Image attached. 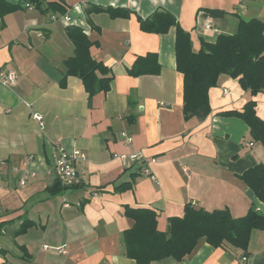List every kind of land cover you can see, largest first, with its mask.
Returning a JSON list of instances; mask_svg holds the SVG:
<instances>
[{
  "label": "crops",
  "instance_id": "1",
  "mask_svg": "<svg viewBox=\"0 0 264 264\" xmlns=\"http://www.w3.org/2000/svg\"><path fill=\"white\" fill-rule=\"evenodd\" d=\"M3 1L21 8L2 14L0 7V69L17 77L13 86L0 82V264H134L122 244L133 225L126 208L153 210L157 229L166 234L168 220L183 216L190 204L227 210L234 218L250 209L264 216V205L240 180L264 164V147L251 140L242 119L221 115L254 101L264 121V91L252 97L237 79L221 75L208 92L209 115L185 120L175 29L147 33L137 20L156 10L171 13L197 53L201 42L233 35L239 19L264 25V0H37L40 8H27L29 0ZM90 5L131 14L85 15ZM209 9L227 14L208 17ZM74 26L93 43L92 59L111 71L104 93L90 97L78 77L61 84L63 62L74 52L65 28ZM149 55L159 67L156 75L128 74ZM55 147L84 154L76 163L78 186L59 185ZM135 153L141 157L131 162ZM134 165L139 168L130 174ZM121 184L129 188L116 190ZM25 221L32 225L16 235ZM248 239L246 251L214 249L201 240L179 263L152 264H264V229L252 230Z\"/></svg>",
  "mask_w": 264,
  "mask_h": 264
},
{
  "label": "trees",
  "instance_id": "2",
  "mask_svg": "<svg viewBox=\"0 0 264 264\" xmlns=\"http://www.w3.org/2000/svg\"><path fill=\"white\" fill-rule=\"evenodd\" d=\"M32 7L40 8L37 0H29ZM55 9L56 3L48 2ZM2 14L12 13L21 6L12 5L0 0ZM92 13L108 14L110 18L128 19L131 12L122 8H104L90 5L85 15ZM206 15L223 18L227 13L219 10H205ZM141 31L152 34H167L175 29V66L183 79V118L194 117L204 120L210 113L208 105L209 89L217 84L219 76L227 75L237 79L240 86L253 97L264 91V25L256 19L238 20L237 30L233 35H218L214 43L201 42L200 49L194 53L190 38L177 24L175 17L165 11L156 10L145 19L138 18ZM66 37L74 47L73 57L63 62V78L78 77L85 91L91 97L109 90L112 80L110 69L96 62L89 55L93 45L83 29L67 27ZM159 67L154 56L138 58L131 66L128 74L134 77L144 74L156 75ZM254 101H249L240 112H227L224 117L231 116L242 119L250 131L251 140L264 147V121L255 114ZM252 192L253 196L264 205V164L248 169L240 177ZM129 188V184H121L116 190ZM126 217L133 221L130 229L123 232L122 244L124 255L134 264H152V262L172 259L174 262L190 256L202 240L212 248L231 247L246 251L249 235L252 230L264 229V216L260 212L248 210L242 218H234L227 210L206 212L185 205L183 216L168 220V234L157 229V216L151 209H125ZM32 224L25 221L16 231V235L26 232Z\"/></svg>",
  "mask_w": 264,
  "mask_h": 264
},
{
  "label": "built area",
  "instance_id": "3",
  "mask_svg": "<svg viewBox=\"0 0 264 264\" xmlns=\"http://www.w3.org/2000/svg\"><path fill=\"white\" fill-rule=\"evenodd\" d=\"M26 7L31 8V3H27ZM209 27L210 23L206 22L205 28L209 29ZM0 82L3 85L13 86L17 82V77L11 71L7 72L0 69ZM31 119L35 121L39 127H42V117L40 115L33 113L31 114ZM125 141L128 143L130 142V139L125 136ZM53 152L54 166L57 170V179L61 188L63 190H67L78 186L80 184V179L77 177L76 174V163L84 159V154L80 151L67 152L60 147H55L53 149ZM140 157L141 155L139 153H135L133 154V156H130L129 159L131 162H134L138 161ZM23 183L24 181H21V185ZM65 206L68 207L67 205ZM57 252L61 254H66V251L62 248L57 249ZM242 261H244V259H242Z\"/></svg>",
  "mask_w": 264,
  "mask_h": 264
},
{
  "label": "water",
  "instance_id": "4",
  "mask_svg": "<svg viewBox=\"0 0 264 264\" xmlns=\"http://www.w3.org/2000/svg\"><path fill=\"white\" fill-rule=\"evenodd\" d=\"M139 168V165H134V167L131 169L130 174H133L136 169Z\"/></svg>",
  "mask_w": 264,
  "mask_h": 264
}]
</instances>
